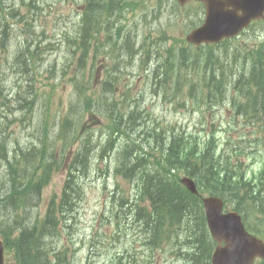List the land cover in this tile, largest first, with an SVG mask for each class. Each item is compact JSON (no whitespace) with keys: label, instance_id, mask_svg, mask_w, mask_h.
Instances as JSON below:
<instances>
[{"label":"rangeland","instance_id":"rangeland-1","mask_svg":"<svg viewBox=\"0 0 264 264\" xmlns=\"http://www.w3.org/2000/svg\"><path fill=\"white\" fill-rule=\"evenodd\" d=\"M2 1L6 11L12 8L19 11L16 17L10 20L11 26L7 28L10 32L6 30L3 33L5 23L2 24L0 19V56L9 60L8 63L3 64L5 69L0 85V131L5 133L9 143L16 139L20 145L25 147L27 144L39 143L38 147L43 149V156L46 158L51 159V155L56 151V159L52 164L59 167L57 170L52 169L51 180L43 189L40 198L37 199L38 206L33 207L32 212L40 213L41 217L54 195H57V201L60 200L61 190L69 173L68 163L72 164L73 162L70 158L83 147V141L91 136L92 143L97 145L96 149L91 151L92 169L88 174L79 172L76 175L78 183L85 189L77 218L72 223L75 231L71 238L75 241V245L72 248L69 244L64 243L69 247L68 258L73 255L70 253H73L77 248L78 252L74 255V259L70 260L71 264H189V260L179 253L184 241V234L185 232L188 234L189 230L188 227L185 231L184 220L182 223L170 222L163 226L158 239L159 247L151 248L146 245V220L137 222L133 218L132 212L136 217L141 213L136 208L138 203L127 201L128 206L132 209L126 214L127 218L119 213L121 209L119 199L132 195L129 190L132 187L131 184L136 183V180L118 174L116 166L126 157L138 156L139 160V156L143 155L144 150H134L136 145L131 142L132 136L146 144L148 134L151 132L153 134L154 128L165 127L168 123L188 130H196L200 127L199 120L202 118L201 111L203 112L204 108H198L196 104L193 105L194 108H191L190 101L194 100L192 98L183 100L182 95L179 96L180 103L188 102V107L179 105L180 103H177L178 95L173 91H160L155 83L152 85L148 82L146 80V59H144L137 60L135 63L129 62L125 72L120 74L118 83L115 84L116 87L107 85L106 88L97 89L100 90L96 96L99 107L94 110V115L81 112L83 109L82 97L79 102L78 92L73 87L74 82L71 80L74 78L85 79L90 71L85 67H80L78 56L81 51L78 49L77 55L74 56L72 51L71 53L68 51V44H63L60 39L67 32L74 33L79 21L78 8L84 0H35L38 8L29 0H26L24 6L21 5V0ZM126 1H131V8L136 3V0ZM113 3L122 4L119 0H113ZM159 3L158 0H146V7L143 6L142 10L128 12L116 23L122 32L131 31L132 37L142 44L144 52H146V34L150 33L153 38L159 36L161 25H165L169 17L180 15L177 10H180L181 15L185 16V21L181 25H170V38L165 41V46L178 42V37L185 38L186 31H189L194 22L199 21L202 17L199 5L188 4L182 8L176 7V11H162L159 10ZM1 9L0 5V11ZM154 9L157 15L155 19V14L152 12ZM34 19L36 27L32 26L31 30L26 21L33 22ZM252 37L251 34H242L235 42H250L249 39ZM257 37V41H264L263 27L257 30ZM104 40L105 38L101 39L100 44H104ZM148 40L149 43L150 39ZM21 46L24 50L29 49L35 52V57L30 63L31 74L30 71H24L25 65L17 59L16 52ZM87 46L92 54L97 48L96 40L89 38ZM20 58H24V55H21ZM193 69L200 72L203 68ZM0 71L2 70L0 69ZM33 77L37 78V81L34 82L36 84L34 89H32L33 83L27 80ZM32 90L36 95L31 93ZM106 100L109 106L115 103L123 105L118 109L121 110L124 117L122 128L113 125L111 119L117 111L111 112L109 108H106ZM216 101L219 102L218 95H216ZM72 103L73 106L70 107ZM65 108H69L68 118L70 119L61 126L54 125L53 122L58 117V113ZM131 108H136V110L130 116ZM145 108L146 121L135 120L138 112ZM229 108H231L230 104L225 102V104L219 105L217 112V123L222 128L218 137L219 141L224 144L230 137L237 139L238 133L248 128L245 122L240 120L243 118H237ZM77 111L79 112L77 119L80 121L79 128L83 126L85 129L79 131L78 128L75 134L83 130L80 136L73 137L68 140V143H65L64 133L73 130L70 115L74 117ZM207 117H209V113ZM25 119H31V124ZM45 123L51 125L49 137L46 133L43 135L41 147L38 134L42 133L41 125ZM56 133L58 136L55 135ZM261 134L263 135V133ZM109 135L113 136L112 145L114 148L110 151L107 159L100 161L102 141H105ZM52 138L56 140L52 141ZM248 138H252L250 133H248ZM127 144L130 145L125 151ZM247 149L249 150V147ZM259 160H264V150L261 151L255 163L250 165L251 169H258L257 162ZM77 164L79 165V162ZM141 164L143 165L142 162L135 165L129 163L126 166L140 168ZM144 168L146 167L144 166ZM136 188L138 187L135 184L133 189ZM5 194L6 192L0 193L1 197ZM6 199L8 202H13L8 195ZM36 201L31 200L30 202L33 204ZM229 205L234 207V203H229ZM3 213L4 211H0V214ZM252 221L254 225H258L257 220L252 218ZM186 223L188 225L187 220ZM60 232L65 233L63 230ZM167 233L174 235L173 244L162 240L161 237ZM62 239L65 240V238ZM190 239L196 242L202 253L205 248L204 238L200 235L195 238L194 235H190ZM185 245L187 246V244Z\"/></svg>","mask_w":264,"mask_h":264},{"label":"trees","instance_id":"trees-1","mask_svg":"<svg viewBox=\"0 0 264 264\" xmlns=\"http://www.w3.org/2000/svg\"><path fill=\"white\" fill-rule=\"evenodd\" d=\"M95 2L98 6H104L100 0ZM92 21L98 22L99 18L93 17ZM4 26L8 28L6 24ZM229 49V46L225 47L228 52ZM180 52L182 55L178 56L176 53L173 60L175 65L190 69H207L210 63L214 71L208 84L210 88L216 85L221 89L233 81V85L238 84L245 98L243 101L239 96L234 97L231 100L233 106L245 112L250 120H257L264 114V45L256 50L236 47L231 55L226 52L227 58L224 63L229 67L222 64L219 66L220 61L214 59V46L184 47ZM211 102V97L205 98L199 102V107H205ZM25 121L29 124L32 122L31 119ZM41 127V132L45 134L44 124ZM55 135L58 136L57 133ZM131 142L136 145L133 140ZM147 142L146 150L149 152H146V158L142 155L138 160V156L129 158L128 155L129 157L120 162L116 168L118 174L136 180L138 187L136 197L146 202V212L142 211L139 218L146 220V229L152 234L153 241L149 242L151 248L159 247L160 229L168 221L182 223L183 220H187L190 223V234L195 236L204 228L203 212L196 208L199 199L189 193L180 182L184 174L193 176L199 182L201 191L218 195L228 191L236 197H240L241 194L244 202L242 208L244 207L246 213L256 211L264 217V169L257 183L249 181L245 177L244 170L241 169L242 163L238 158L240 155L249 157L252 152L246 153L245 150L237 152L234 155L236 162L233 165L236 170H233L224 166L220 158L216 157L214 135L200 141L198 136L191 138L168 129H161V132L149 133ZM38 144H27L29 146L25 147L20 145L18 140L9 143L5 133L0 131V193L6 192L3 197L0 195V211H4L0 214V221L5 219L6 222L4 227H0V233L5 239L7 252L14 255L16 264L61 262L71 264L72 261L66 259L69 247L62 243L63 234L60 231H65L62 223L66 226L68 216L73 217L75 215L72 214L73 210H77L74 208L73 194L74 196L82 194L80 185H75L74 175L76 171L85 172L91 167L90 158L82 152L72 158L73 162L69 165L68 178L60 200L57 201V195H54L41 219L39 213L34 214L30 207L38 205L37 199L42 195L44 186L50 181L52 169L59 167L52 165L55 154L51 156L50 161H46V157L44 160L39 158V152H36ZM129 145L127 144L125 151ZM158 147L161 148V152L157 155L154 151ZM91 151V148L85 150L86 153ZM145 159L146 168H144ZM136 160L138 161L135 162ZM225 160L231 162L232 157H226ZM139 162L143 163L140 168L125 166ZM7 195L13 202L7 201ZM31 200L37 201L31 204ZM250 224L255 232L264 236V228L253 226L251 222ZM212 248L211 244L205 248L208 258Z\"/></svg>","mask_w":264,"mask_h":264},{"label":"water","instance_id":"water-1","mask_svg":"<svg viewBox=\"0 0 264 264\" xmlns=\"http://www.w3.org/2000/svg\"><path fill=\"white\" fill-rule=\"evenodd\" d=\"M185 2L186 0H180ZM207 1V0H205ZM233 9L208 10L206 23L194 30L189 40L218 42L236 34L252 18L260 17L264 11V0H226ZM227 6V5H226ZM188 187L195 192L192 181ZM210 230L219 243L213 255V264H251L256 256L264 258V242L250 235L244 228L241 216L235 212L222 213V201L217 198L204 200ZM0 264H3V243L0 241Z\"/></svg>","mask_w":264,"mask_h":264},{"label":"bare ground","instance_id":"bare-ground-1","mask_svg":"<svg viewBox=\"0 0 264 264\" xmlns=\"http://www.w3.org/2000/svg\"><path fill=\"white\" fill-rule=\"evenodd\" d=\"M47 1V0H46ZM94 2L96 1V0H93ZM45 2V1H44ZM96 3V2H95ZM97 4V3H96ZM172 14V13H171ZM5 29L8 31L9 29H7V27L5 26ZM8 32H10V31H8ZM227 64V63H226Z\"/></svg>","mask_w":264,"mask_h":264}]
</instances>
